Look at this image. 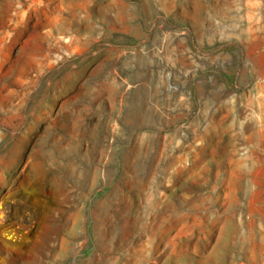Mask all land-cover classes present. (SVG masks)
Returning <instances> with one entry per match:
<instances>
[{
  "label": "rangeland",
  "instance_id": "obj_1",
  "mask_svg": "<svg viewBox=\"0 0 264 264\" xmlns=\"http://www.w3.org/2000/svg\"><path fill=\"white\" fill-rule=\"evenodd\" d=\"M0 264H264V0H0Z\"/></svg>",
  "mask_w": 264,
  "mask_h": 264
}]
</instances>
